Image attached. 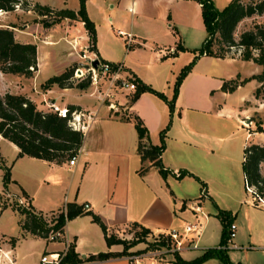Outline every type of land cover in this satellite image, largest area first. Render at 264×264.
<instances>
[{"label":"crops","instance_id":"1","mask_svg":"<svg viewBox=\"0 0 264 264\" xmlns=\"http://www.w3.org/2000/svg\"><path fill=\"white\" fill-rule=\"evenodd\" d=\"M33 1L40 3L37 0ZM181 1L184 3L192 1L191 11L194 9L196 16L198 13L200 15L199 3L195 0H84L85 13L92 21L94 28L91 50L88 49L89 33L78 18L64 17L44 32L39 31L38 21L32 26L24 22L20 29L11 23L2 24L13 29V35L17 41L35 44L36 69L29 77L0 71V93L5 91L22 93L42 108H50L47 105L49 102H53L59 108H67L69 104H72L75 107L71 110L83 112L82 119L86 122V128L82 131L81 144L72 164H68L67 160L55 163L25 154L17 155L18 147L0 135V164L9 167V177L10 166L11 164L13 166L17 159L33 158L41 161L38 163L40 165L42 163L45 168L44 172L37 177L39 185L50 183L54 187L61 188L60 198L56 200L45 198L42 201L43 205L33 203L30 195L23 188L18 194L8 190L6 186L4 194H15L19 202H29L35 210L44 213L58 209L67 201L82 203L84 208L90 209L100 217L105 225L106 233L116 232L120 235L131 226L146 228L148 234L181 229L185 222L194 219L188 205H192L203 189L202 197L198 199L200 209L205 216L199 215L202 225L197 247L182 249L178 254L184 259H190L198 255L203 248L217 245L221 224L216 212L217 208H221L230 211L236 229L226 248L234 249L243 246L245 249H260L264 257V241L257 246L253 244L256 241L254 240L256 224L251 213L246 212V207L250 209L249 206H255L249 198L244 197V192L240 190L243 185L241 171L243 147L248 143L247 139L251 137L246 126L242 125V118L246 117L247 108L246 99H243L240 94L234 97L232 105H225L212 100L211 97L204 102L194 90H189L183 100L175 98L174 107L169 115L163 100L145 91L139 93L134 100L128 101L132 90H126L124 94L117 93L115 89L112 91L113 96L109 102L98 99L93 90L89 91L87 88L84 89L85 87H60L52 84L46 89H41L39 86L46 77L63 70L67 65L63 63L64 61L78 59L79 52L84 50L89 55L93 54L100 59L122 64L119 57L107 55L98 44L99 40L109 39L111 36L121 39L124 53L136 50V61L147 63L151 57L154 64L160 63L162 56L168 55L166 54L168 48H174L176 52L175 46L167 45L166 48L154 49L151 45H147V40L154 42L162 40L160 38L165 35V31L171 27L174 28L168 20L169 11L173 17V8ZM77 7L78 3L76 7L70 9L75 11ZM108 7H110L109 11H107ZM113 8L114 12L109 13ZM17 11L18 9L14 10L18 13ZM30 12L31 10L26 11V13ZM172 23L176 25L177 21L174 19ZM30 26L33 30L29 29ZM145 48L149 49L147 51L150 53L144 50ZM151 50L156 53L151 54L153 53ZM148 54L151 55L148 57L146 56ZM202 56L231 63H246V60L239 56L215 57L205 54ZM56 59L64 60L54 67L55 73L49 74V69ZM61 63L63 65L60 67ZM135 65L139 64L131 63L129 60L122 64L121 75L137 77L151 84L150 86L154 89L166 90L171 95L172 90L162 85L163 77L166 78L169 75L168 71L161 69L158 73L152 71L149 75H145ZM125 67L128 70H124ZM235 70L210 79V85L207 83V86H211V90H215V94L220 97H230L241 88L243 82L236 85L232 91H224L220 89L222 80L235 76L238 80L246 77ZM142 99H144V105H140ZM121 112L136 114L141 119L152 144L159 143L158 132L169 120L163 136L164 147L160 153V162L165 170L164 175H161L157 167L151 164L147 165L143 171H138L140 160L136 151V131L132 118L122 117ZM238 124L244 128V131L234 139L233 128ZM229 137L236 145H239L241 154L236 162L232 163L233 158H231L227 164L224 162V157L228 154ZM237 138L238 141H236ZM148 163L146 161V164ZM181 170L189 173L178 175ZM200 182L203 184L202 187ZM230 201H237V205L231 206L228 203ZM242 204L244 205L241 206ZM242 207L245 212L243 210L240 212ZM5 210L18 214L15 216V228L19 234L0 229V236L16 237L13 245L0 242V248L5 250L9 247L13 264H18L17 259L23 256L18 251L19 237H43L31 235L20 229L19 221L22 214L16 207L5 206L0 210V217ZM62 239L72 242L74 250L81 257L98 251L121 250L119 243H112L109 246L105 243L101 228L88 214L76 215L66 220L61 239L49 240L52 244L48 248L44 247L43 252L63 251L64 244L59 245ZM258 240L260 241V235ZM128 249L131 251L135 248ZM227 249V255L232 262L246 264V251L243 253V261L241 258L235 261ZM77 264H128V261L125 255L121 254ZM198 264L222 263L216 258H208Z\"/></svg>","mask_w":264,"mask_h":264},{"label":"trees","instance_id":"2","mask_svg":"<svg viewBox=\"0 0 264 264\" xmlns=\"http://www.w3.org/2000/svg\"><path fill=\"white\" fill-rule=\"evenodd\" d=\"M195 1L199 3L200 16L205 31L203 40L197 48L198 54L225 57L230 46H238L241 47L239 53L241 59H250L258 64H264V23H253L250 28L240 31L237 38H234L233 35L236 23L241 18L252 14L264 13V0H247L246 2L242 0H229L227 5L221 9L214 7L211 0ZM17 6L26 11L31 10L38 15H46L53 12L54 15L51 20L53 23L58 22L64 17L78 18L89 33L90 46L88 49H92L94 28L92 21L85 13L84 0H78V7L75 11L67 7L53 10L50 6L36 1L29 3L27 0H0V10L10 11ZM214 45L217 48H214ZM178 47L181 48L182 46L178 44L175 48L178 49ZM253 50H256L255 54H253ZM172 53H175V50ZM73 67L74 65H69L64 67L60 72L46 77L39 84L40 88L46 89L52 84L60 87H86L90 81L89 75L74 81L72 79ZM188 67L189 63L183 65L175 76L172 94L169 98L162 91L154 89L139 78L128 77L135 85L128 101L134 100L143 91H149L165 101L170 115L178 83L183 74L188 70ZM35 69V44L17 41L14 38L11 27L0 25V71L29 77ZM263 77L264 69L239 81L237 76L224 79L221 82L220 89L232 91L236 85L246 79L257 78L260 81ZM73 107L75 106L69 104L65 108L64 115H60L51 108L39 107L33 100L22 93L5 91L0 93V135L18 147L17 155L25 154L61 163L68 160L70 156L77 152L82 140V131L73 129L68 123L69 113ZM121 116L132 118L133 121L137 135L136 151L140 160L138 171H143L147 165L151 164L157 167L161 175H164L165 170L160 162V153L164 147L163 136L168 127L169 120L158 132L159 143L152 144L148 139L146 127L136 114L130 115L126 112H121ZM256 129H260L259 126ZM146 161L149 163L146 164ZM262 162L264 163V144L247 143L243 147V158L241 161L243 184L252 186L253 190L261 195L264 193V176L259 171V164ZM0 167L2 169L1 195L5 192L6 184L10 180V177L9 167L3 164H0ZM184 173L189 172L181 170L178 175ZM202 186L203 184L201 183L200 187ZM7 205L9 204H2L0 210ZM16 208L22 214V218L19 221L20 229L31 235L45 238L49 231H59L62 233L66 220L76 215L88 214L92 221L96 222L101 228L107 245L112 243H120L122 245L120 251H98L81 257L74 250L73 243L70 242L63 251L58 253L59 258L56 264H77L83 261L102 260L111 256L129 253L127 246L122 244L124 240L116 237L114 234L106 233L105 225L102 223L100 217L90 209L84 208L82 203L67 201L58 209L48 212L51 214L48 220L44 217L46 213L35 210L29 202L24 206L20 205ZM216 215L221 224L217 245L203 248L198 255L190 259H184L174 252L173 264H198L208 258H216L222 264H236L229 259L226 247H223V245L227 244L228 226L233 216L229 210L221 208H217ZM139 228L140 230L134 233L135 237H137L136 239H138L139 235L141 236V234L144 235L148 232L146 228L141 226ZM15 239L16 237L10 236L9 243L13 245Z\"/></svg>","mask_w":264,"mask_h":264},{"label":"rangeland","instance_id":"3","mask_svg":"<svg viewBox=\"0 0 264 264\" xmlns=\"http://www.w3.org/2000/svg\"><path fill=\"white\" fill-rule=\"evenodd\" d=\"M27 1L29 3L34 2L33 0H27ZM37 1L51 6L53 10L56 9L54 7L73 8L76 7L78 3V0H65V2L63 0H37ZM228 1L229 0H211L213 6L216 7L217 9L223 8L225 5H227ZM242 1L246 2L247 0H242ZM190 4H193V2L192 1H190V3H184L182 1L179 2L178 5H176V7L174 6L173 8V17L169 11L168 20L169 23H171V25L174 26V28L171 27L168 29V31H165V35H163L160 38L162 40H157L156 42H154L153 40H147L148 41L147 45H151L154 49L163 48L167 45H174L176 47L179 43L181 44L182 47L181 48L178 47L175 53H168L167 56H162V58L160 57L161 58L160 63L154 64L153 63L154 61L151 60L152 59L151 57L148 59L149 61L147 63L136 61L135 59L137 58V54H136L137 51L130 50L124 53L122 51L123 48H122L121 39L119 40L118 38L112 36L109 39L99 40L98 44L101 50L105 51L107 55L110 54L112 56L119 57L118 59H120L122 64L127 63L128 60L131 63L134 62L138 63L139 65H135V66H137L140 69V71L145 75H149L152 71L158 73L161 69L168 71L169 75L166 78L163 77L162 85L163 87H167L168 89L170 88L171 90H172L173 82L175 80V76L178 74L180 68L183 65L189 63L188 70L183 74L182 78L178 83L175 98L177 97L183 100L187 92H189V90L190 91L194 90V92H196L201 97V100L204 102H207L209 100V97H211L212 100L213 99L217 100L218 102L224 103L225 105L227 104L232 105L234 103V97H236L237 94H240L243 99H246L247 113H246V117L242 118L243 120L242 125L246 126V129L248 130L251 136L249 139H247L248 143L254 142L258 144H264V77L261 78L260 81L257 80V78L246 79L245 81H243L241 88L235 94L227 98L216 95L215 90H211L212 87L207 86V83L209 84L211 82L210 79H215L220 75L222 76L223 74L227 73V71H232L233 69H236L235 72L239 71L240 74L246 75V77H248L252 74L261 72L264 69V64H258L250 59L246 60L245 64L231 63L229 61L212 59L211 57L202 56L198 54L197 48L200 45L201 41L203 40L205 31L199 13L196 16L194 9H192L191 11ZM17 9H18L17 11L18 13L14 12V10ZM108 9H110V7L107 8V11H109ZM114 10L115 9L113 8L112 10H110L109 13L112 14ZM6 12L0 10V25L11 23L15 25L16 28L20 29L22 28L21 24L24 22H27L29 25L32 26L34 25L35 22L38 21L39 22L38 24L40 26L39 31L44 32L45 30H47V28H49L53 24V22H51L54 15L53 12H50L46 15H42L41 17L40 15L36 14L33 11H31L30 13H26V10L18 6L15 7L13 10ZM121 18L122 17H120V19ZM123 18L125 17L123 16ZM174 19L177 21L176 25L173 24L174 22L172 23ZM253 23H264V13L252 14L250 16H244L243 18H241L236 23V26L234 28L233 31L234 38L238 37L240 31L250 28ZM31 26L29 27V29L33 30ZM84 41L87 42L86 40ZM60 46L62 45L60 44ZM213 47L217 48L216 45H214ZM57 50L58 49H56V51ZM144 50L147 51L149 49L145 48ZM240 51H241V47L230 46L226 55L239 56ZM147 52L150 53L149 51ZM252 52L253 54H255L256 50H253ZM155 53L156 52L154 51L153 53L151 52V54L153 55ZM151 54H148L146 56L149 57ZM89 56H91V54L89 55L84 50L81 53L79 52L78 59L76 60L63 62L64 59H60L59 61L56 59V62L53 63L51 65V68L49 69L50 72L49 74L55 73L54 67H56L59 62H63L64 64H67L64 67H67L69 65H74V67L78 65L84 66ZM63 63L60 64V67L61 65H63ZM123 69L128 70L127 67ZM127 73L128 72H126V74ZM41 75L42 73L40 74V76ZM72 79L74 81L78 80L75 77H73ZM106 83H107V76H104L103 78H97V85H96L97 89H99L100 91L105 89ZM86 88L89 89V91H92L94 90L95 85L91 84V82L89 81V84L84 89ZM126 90L128 89H117L116 92L125 94ZM159 91H162V93L167 98L171 96L166 90H159ZM145 92H149V91H145ZM170 93L172 94V92ZM175 98L173 100V107L175 104L174 101L176 100ZM163 102L165 103V101ZM140 105H144V99L140 101ZM257 126H259L260 129H256ZM243 131L244 128L243 127L241 128L240 124L235 126L232 132L233 138L235 139L236 137H238L240 132ZM236 141H238V138ZM228 142H229L227 148L228 154L224 157V162L227 164H229L231 158H233L232 163L233 161L236 162V160L239 158L241 154V148L239 147V145H236L234 140H231V137L228 138ZM230 143L232 144L231 145L232 150ZM38 162L41 161L33 158L29 159L28 157H21L17 159L14 162L13 166L12 164L10 166L11 179L7 182L6 186L8 190L12 192H16L18 194H20L22 188L25 189L26 192L30 195L33 203L36 204L38 203V205H43L42 201H44L45 198H50L52 200H56L57 198H60L61 188L54 187L50 183L48 185L46 184L39 185V181L37 177L44 172L45 168L42 163L40 165ZM9 163L10 161L8 162V164ZM259 171L261 175L264 176L263 162L259 164ZM228 177L230 178V173H228ZM233 179H235L234 174H233ZM1 187H2V182H1V167H0V190ZM240 190L244 192V197L246 199L248 198L250 199L251 197L250 193L243 189V185H241ZM4 203H8L12 207L26 205L25 201L19 202L15 194L12 193H9V195H6L4 193L0 195V206H2V204ZM45 203L48 202L45 201ZM228 203L231 206H233L234 204L237 205V201L235 202L230 201ZM243 205L244 204H242L241 206ZM253 206L255 207L249 206L250 209L246 207V212H249V214L251 213V215L253 216V221L256 224V228L254 232L255 233L254 240L256 241L253 244L257 246L260 243L262 244L264 241L263 240L264 239V206L262 205H253ZM242 208L243 209H240V212H242V210L243 212H245L244 207ZM238 215L240 216V214ZM15 216H18L16 212L12 213L8 210H5L3 212V215L0 217V229L2 231L9 232L12 234H16V235L19 234L17 228H15ZM139 230H140L139 227L131 226L129 229H126V232L124 230L123 234L119 235V233L116 232H112V233L116 237L124 240V243L122 244H125L127 246V251L129 250L128 248H135L133 250H140L143 247L145 248L148 244H150L149 240H151V238L154 235H152L151 233L150 234L145 233L144 235L142 234L141 236L139 235L138 239H136L137 237H135L134 233L138 232ZM259 235L261 242L258 240ZM6 238L8 239V243H9L10 242L9 237ZM18 243H19L18 251L20 255L23 254L22 257H19L17 259L18 264L39 263V257L43 253L44 247L48 248L52 244V242L49 240L43 238H31V237H19ZM61 244H63V241H61L59 245ZM227 251H230L233 260L235 261L238 260L239 258H241V261H243L244 259L243 253L246 251V264L248 263L262 264L264 262V257L260 252V249H253V248L245 249V247L242 246L241 248L237 247L234 249L233 248L227 249ZM165 257L170 258V254L165 255Z\"/></svg>","mask_w":264,"mask_h":264},{"label":"built area","instance_id":"4","mask_svg":"<svg viewBox=\"0 0 264 264\" xmlns=\"http://www.w3.org/2000/svg\"><path fill=\"white\" fill-rule=\"evenodd\" d=\"M167 53H172L174 48H168ZM96 58L97 63L96 66L93 67L90 64L92 59ZM122 65L120 62H111L103 59H99L95 55H91L88 57L86 62V67L82 65L75 66L72 70V77L76 79H81L86 75H89L91 84L95 85L93 93L100 100H107L110 102V99L113 96L112 91L115 89H134V82L128 77H124L121 75ZM107 76V83L105 89L99 90L97 89V78H103ZM48 107L55 110L58 114L64 115L66 109L59 108L53 102H49ZM70 116L68 118V123L73 129H77L83 131L86 128V122L83 121L82 116L83 112L71 110ZM87 117V114L85 115ZM75 159V154L70 156L67 160L68 164H72ZM244 189L245 191L250 193V200L253 205H262L264 206V194H258L253 190L252 186H248L245 183ZM203 189L201 190L198 198L202 197ZM195 199L192 202V205H188L189 210L193 213L194 219L188 222H185L181 229H170L167 231H159L155 232L151 240H149L150 244H148L145 248L143 247L140 250L129 251L125 257L128 261V264H173V253H179L182 249H190L197 247V239L201 231L202 222L200 220L199 215H204L200 209L199 199ZM55 213V212H54ZM46 220L49 219L50 213L44 214ZM49 215V216H48ZM228 240L227 242L234 236L235 232V224L233 220L229 223L228 226ZM148 234V233H147ZM62 233L59 231H49L45 237L46 240H57L61 239ZM64 244V249L67 247L69 240L62 239ZM7 242L8 239L6 237L0 236V242ZM227 245V244H226ZM226 245H223V247ZM170 254L169 257H165V255ZM58 253L57 252H48L42 253L39 257V264H56L58 261ZM0 264H13V259L10 254V248H6L5 250H1L0 248Z\"/></svg>","mask_w":264,"mask_h":264},{"label":"water","instance_id":"5","mask_svg":"<svg viewBox=\"0 0 264 264\" xmlns=\"http://www.w3.org/2000/svg\"><path fill=\"white\" fill-rule=\"evenodd\" d=\"M96 63H97V59H96V58H94V59H92V60L90 61V64H91V66H93V67L96 66ZM84 67H86V64H84Z\"/></svg>","mask_w":264,"mask_h":264}]
</instances>
